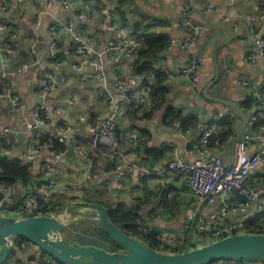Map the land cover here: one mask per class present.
<instances>
[{
  "label": "crops",
  "instance_id": "0c3cea01",
  "mask_svg": "<svg viewBox=\"0 0 264 264\" xmlns=\"http://www.w3.org/2000/svg\"><path fill=\"white\" fill-rule=\"evenodd\" d=\"M13 1L15 3L13 8L6 10L3 9V0H0V25L14 24L16 35L15 38L12 37L16 49L0 58V77L3 76L14 94L23 99L26 108L23 112H17L10 106L9 100L0 97V138L6 128H10L15 133L14 143L3 157L28 164L36 173L47 171V175L54 176L53 179L70 185L68 191L60 190L56 193L60 197L58 202L63 201L64 205L59 209L68 210L67 212L73 217H77L81 212L85 220L70 225L65 232V238L72 242L96 244L95 246L98 247L113 249L111 243L93 234L96 229L92 224L95 222V212L75 207L74 203L80 202L81 199L80 197L74 199L72 196L82 195L83 192L80 189L87 187L91 189L94 183L98 185L94 189L97 188L99 192H108L113 202L125 201L129 205H134L131 196L142 194L141 188H144V181L155 191L157 187H165L167 198H178L179 203L174 213L163 212L162 208H160L161 213L145 212L143 218L147 226L159 236L166 235L184 241L196 237L193 221L212 218L215 215L214 212L224 203L222 200L219 199L212 206L198 204L188 192L183 176L168 178L164 181L155 178L149 182L140 178L137 173H133L125 182L116 183L113 174L115 169L113 165L116 162L105 161L100 153L98 155V152L93 151L85 126L78 122L80 116L88 120H97L95 122L98 124L108 118L113 111L112 106L107 102L108 96L115 97V104L120 105V97L117 96L114 81L117 79L129 81L137 76L131 63H128L126 50L121 49L106 54L107 92L105 98L100 97L99 92L103 86L94 78H90L93 74L92 69L85 64V59L80 58L75 52L74 42L66 37L53 47L52 43L59 39L60 33L57 22L65 20L73 23L85 41L101 53L108 47L113 36L107 26L109 19L113 20L115 26L122 31L119 37H127L133 43H136L138 37L142 35L155 38L166 36L171 43L175 42L168 50L150 58L161 78L152 72L148 81L161 88L158 94L162 96L164 103L149 120L140 119V115L133 113H126L120 119L117 129L119 138L116 139L114 148L119 156H124L134 164L151 163L157 166L177 160L194 161L200 133L193 129L183 136L175 130L173 125H166L164 120L167 110L175 108L182 112L184 117H194L202 112L205 123L229 122V130L232 131L233 137L221 144L218 154L225 165L231 166L236 159V146H233V141L243 124L242 116L234 106L207 99L203 93L216 78L217 73L213 62L214 49L231 39L229 32L224 30L226 28L233 31L235 37L227 47L219 51L220 78L216 87H211L208 92L213 97L236 104L247 116L245 132L253 135L251 153L257 152L261 134L250 122L259 111L254 103L251 108H243L250 90L239 85L238 79L243 78L256 85L264 81V61L253 62L249 58L256 50L257 42L264 40V7L260 5V0H101V13L86 21L78 19L82 7L76 5L73 9L67 10L63 6L65 0H24V3ZM208 4L213 5L212 12L207 11ZM196 10L204 12L210 23L204 21L199 14H193ZM186 14L189 16L181 21L174 23L169 20L178 19ZM188 19L200 26L201 36L197 44L186 51L181 48V44L190 32L185 25ZM35 30L38 34V42L34 47L35 57H32L30 51ZM6 34L0 32V44L3 43ZM197 55H205L207 64L200 70V80L196 85H191L188 79L169 81L166 77L164 78L160 70L162 64L173 67ZM24 64H29V68L16 74L17 69ZM63 76L67 77V83L55 88L49 94L48 105L50 109L55 111L61 109L66 114L76 135L82 138L85 148L94 155L96 163L93 168H89L78 155H70L69 151L61 159H56L52 152L36 151L40 135L54 137L61 133L60 126L63 118L56 115V112L50 113L43 129L31 128V121L34 119L35 111L39 106V97L45 85L50 83L51 78ZM3 84L0 82V87ZM130 135H135L138 142L146 141L142 144L141 159L142 157L145 159L143 162L135 153L134 142L126 138ZM131 146H133L132 153L126 155L120 153L121 150L123 152V149H129ZM149 151L161 152L165 156L160 161H147ZM249 183L253 187L264 185V157L257 170L251 173ZM16 190L17 194L18 192L27 194L23 187L17 186ZM151 206L156 205L151 204ZM191 216L194 217L192 222ZM257 218L252 204H244L237 213L228 216L230 221H243L245 224L257 221ZM86 222H90L91 226L87 227V232L82 229L83 223L86 224ZM185 228H187L186 231ZM44 257L46 256H42V252L34 245H23L22 251L18 250L15 257L9 258L6 264H27L31 259ZM219 264H232V262ZM244 264H264V262L250 261Z\"/></svg>",
  "mask_w": 264,
  "mask_h": 264
},
{
  "label": "built area",
  "instance_id": "2783aa9c",
  "mask_svg": "<svg viewBox=\"0 0 264 264\" xmlns=\"http://www.w3.org/2000/svg\"><path fill=\"white\" fill-rule=\"evenodd\" d=\"M18 3H24V0H16ZM3 9L13 8V0H3ZM76 5L82 7V12L78 15V19L86 21L92 16L101 13L102 5L101 0H65L63 6L67 10L73 9ZM260 5L264 7V0H260ZM5 11V10H4ZM207 11H213V5L208 4ZM255 20V18H253ZM40 22V21H39ZM39 24V23H38ZM187 28L190 29L189 34L181 44L183 50H191L198 42L201 36L200 26L192 20L185 22ZM108 28L113 33L112 38L109 41V46L106 50L98 52L85 41L81 36L80 31L76 26L69 21H58L57 28L60 31L58 34L59 39L55 40L52 45L56 47L59 41L68 37L75 44V52L80 58L85 59L93 74L90 78H94L100 82L103 86L99 92V96L105 98L107 92V81L108 75L105 67V57L108 53L124 49L126 50V57L128 63L133 66V49L137 48L140 43L131 42L127 37H119V33H122L120 28L115 26L113 20H108ZM9 26L6 24L0 25V32L8 33ZM34 37L32 42V48L30 55L35 57V44L37 41V31H34ZM16 37L15 33L12 35ZM95 40V39H94ZM57 43V44H56ZM175 44V42L171 43ZM171 48V47H170ZM12 51L11 49H5L3 44H0V58L2 59L4 54H8ZM251 61L263 60L264 61V40L257 42L256 50L250 55ZM207 64V58L205 55L192 56L188 61L180 62L179 64L170 67L167 64H162L160 70L162 74L169 81H177L181 79H188L191 85H196L200 80V70ZM29 68V64H24L17 69L16 74H20L22 71ZM137 75V74H136ZM4 77H0V82L4 83L6 92L0 94L1 98L9 100L10 106L17 112L25 111L26 105L20 96L14 94L10 84L4 81ZM145 78L141 75H137L134 79L129 81H122L117 79L114 81V87L117 92V96L120 97V105L118 106L114 102V98L108 96L107 102L109 105L114 107L111 115L99 124L91 123L86 117H78V122L85 126L86 131L89 134L91 141V147L93 151H102L101 148H106L105 152H101V157L105 161H115L114 169V180L120 184L126 181V179L133 173H137L138 176L144 180L152 181L157 178L158 180L164 181L168 178H174L176 176H183L186 181V187L188 192L196 199L198 204H205L212 206L219 199L224 202L225 198L232 192L238 191L240 194L245 195L249 199V204L253 205L255 215L258 217L259 223H264V185L250 187L248 185L251 173L255 172L262 162L264 157V130L260 135V146L257 152L251 153V145L253 141V135L250 132H244L236 145V159L231 166H227L223 163V160L219 156L221 141L219 136L223 133H227L229 126L217 123H208L203 121V113L199 112L196 114L197 129L200 133L198 146L196 149V159L192 162H183L180 160L168 162L157 166L151 163L134 164L124 156H119L114 151L116 145V131L118 129V123L122 117L127 113L125 103L128 97L131 96L141 106V111L144 112L145 108H149L151 105L156 104V100L150 97L148 88L143 84ZM67 83V77L51 78L50 83L48 82L43 88L39 97V106L34 114V121L37 125H44L45 121L48 120L50 113H55L61 121V133L58 136H54L56 140L62 143H66L69 147H72L78 157L87 163L89 168L94 167L95 158L93 154L85 148L81 137L76 135L73 129L72 123L66 117V114L61 110L50 109L48 105V96L55 90ZM238 84L250 90L248 99H254L257 101L256 108L258 113L255 114L250 124L254 125L259 119H264V81L259 85H256L252 81L245 80L243 78L238 79ZM46 113L47 117L42 116V113ZM175 130L181 135H187L189 131H184L180 121L173 123ZM15 133L10 129L6 128L1 138L7 141L9 146L14 143L13 138ZM233 135L229 137L232 139ZM128 140L134 142V146L138 144V139L135 135L126 137ZM50 144L40 143L36 146V151L40 153L50 152ZM129 149H123L120 151L122 155H126ZM56 159H61L63 153L52 152ZM69 184H65L60 180L54 179L48 185L37 187L31 193L21 195L22 200L13 213L14 216L26 218L36 217L43 215L41 213L42 208L55 200L54 195L60 190H69ZM0 191L5 193V197L9 204H13L19 198L17 190L13 186H2L0 185ZM140 194V193H139ZM244 205V204H243ZM242 204H224L217 211L214 212L212 218H205L197 221L194 217H190V220H194L195 231L197 236L184 241L179 238H172L166 235H160V241L162 249H171L172 252H181L190 250L198 247L208 245L218 239L225 237L250 233L247 229L248 224L243 221H230L228 216L235 214L239 211ZM198 222V223H197ZM247 225V226H246ZM187 228H185V231ZM21 243L20 239H17L14 243V250L17 249ZM167 252V251H162ZM167 252V253H172ZM43 253V252H42ZM27 264H59L53 258L46 256L43 259H31ZM238 264V262H233Z\"/></svg>",
  "mask_w": 264,
  "mask_h": 264
},
{
  "label": "water",
  "instance_id": "95a60500",
  "mask_svg": "<svg viewBox=\"0 0 264 264\" xmlns=\"http://www.w3.org/2000/svg\"><path fill=\"white\" fill-rule=\"evenodd\" d=\"M193 14H199L204 21L210 23L208 16L204 12L196 10L193 11ZM187 16L189 15H182L178 19L169 20L175 23ZM76 21L80 23L79 20ZM224 30L229 32L231 39L214 49L213 62L217 74L215 80L205 89L203 95L207 99L214 100L218 103L232 105L239 111L243 119V124L235 135L233 141V146L235 147L246 130L248 118L241 112L236 104H232V102L225 101L218 97H213L208 92L211 87H216L220 78L221 72L218 62L219 51L227 47L235 37L233 31L226 28H224ZM113 109L114 107H112V110ZM31 128L43 129L44 126L37 125L33 119V121H31ZM4 129L5 128H3V130ZM118 138L119 131H117L116 134V139L118 140ZM132 152L133 146H131L126 153ZM6 154L10 155L9 153ZM69 154H76L72 147L69 148ZM234 155L235 148L233 149V157ZM53 177V175H50L43 181H49ZM34 183L36 184L37 181ZM18 194L19 198L17 201L9 205L5 193L0 191V264L7 263L14 251V243L17 239L28 241L39 251L53 258L59 264H215L243 260L264 262V235L262 234L245 233L233 235L218 239L202 247L181 252L167 253L154 250L142 241L123 232V230L110 221L108 211L105 207L96 203L84 201L82 195H79L81 201L74 203V206L95 212V222L100 225L102 230L105 231L119 247L117 251H113V249H105L95 245H86L75 241L72 242L65 238V232L70 225L85 220L81 212H79L77 217H73L71 213H68V210L65 211L64 209L58 208L55 212L48 215L43 214L26 218L17 217L14 216L13 213L17 210L22 200V194L20 192H18ZM233 203L242 205L249 204V199L235 190L225 198L224 203H222L220 207H223L224 204ZM176 250H178V248H176Z\"/></svg>",
  "mask_w": 264,
  "mask_h": 264
},
{
  "label": "trees",
  "instance_id": "16d2710c",
  "mask_svg": "<svg viewBox=\"0 0 264 264\" xmlns=\"http://www.w3.org/2000/svg\"><path fill=\"white\" fill-rule=\"evenodd\" d=\"M4 4V2H3ZM1 9V8H0ZM1 14V11H0ZM6 14V13H4ZM3 14V15H4ZM9 26V32L5 35V38L3 40V47L5 49H11L15 50L16 46L12 40V35L15 33L14 31V24H7L3 23ZM13 26V28H12ZM137 41L140 43L138 48L133 49L134 54V61H133V70L137 75H141L145 78L146 82H143V84L148 88L149 95L151 98L156 100V104L151 105L149 108H145L144 112L141 111L142 106L131 96L128 97V100L125 103V108H127V114L133 113L135 115H140V119L143 120H149L153 113L158 110L161 105L164 103V100L162 96L160 97L158 92L161 89L157 84H151L148 81V77L150 76V73L158 74V77L161 78V75L159 74V71H157L153 67V63L151 62L150 58L152 56H156L163 51L168 50L171 47V40L164 36L160 38L151 37L149 35H142L139 36ZM163 76V75H162ZM165 78V76H164ZM1 94H4L6 92V87L3 84L0 87ZM257 104V101L254 99H248L247 102L243 105V108H251L252 104ZM42 116L47 117V114L44 112L42 113ZM93 124H98L95 121L97 120H89ZM165 124L168 126H172L175 121H180L183 127L184 131H190L193 129H197V119L196 115L194 117H184L182 112L178 111L175 108H169L167 110L166 116H165ZM224 125H227L230 127L229 122H225ZM254 128L261 134L264 130V119H259L256 123H254ZM233 133L231 130H229L227 133H223L219 136L218 139L222 143H225L230 136H232ZM82 140V138H81ZM38 141L40 145L43 144H50L51 150L50 152H57V153H63L67 154L69 151V145L66 143L59 142L54 137H45V136H39ZM143 142V143H142ZM146 141L138 142L137 145H135V153L138 155L139 160L142 162L145 160L144 157L141 159L142 156V144H145ZM221 143V144H222ZM10 149V146L7 144V141L5 139L0 138V185L2 186H13V187H23L26 190V193H31L33 189L42 187L44 185H48L51 181L54 179L51 178L49 181H43L44 179L48 178L49 175H47V171L45 172H39L36 173V171H33L32 168L23 162H20L19 160L10 159L9 157H3L4 153ZM103 152H105L106 148H101ZM102 151H96L101 154ZM118 155V154H117ZM147 155L149 158H146L147 161L152 160L153 162L160 161L165 155L161 152H155V151H149L147 152ZM94 156V155H93ZM96 160L94 161V167H95ZM114 164V163H113ZM115 166V164L113 165ZM93 177V176H92ZM37 181L35 184L34 182ZM95 186H98L96 184H92L91 189L90 187L84 188L83 190L80 189L82 193L83 198L89 202L99 204L103 207H105L108 211V216L110 221L118 226L123 232H125L127 235L134 237L143 243H145L147 246L154 250L158 251H167L172 252L171 249H162L160 236L159 234L152 231L148 226L146 221L143 218V214L146 212L148 213H161V210L169 211L171 213H174V210L178 209L179 203L178 198H167V193L165 190V187H157L155 190L149 188L146 184V181L143 183L142 194L133 195L132 194V200L134 205H129L125 201H115L113 202L111 199V195L108 192L101 191L99 192L97 188L94 189ZM250 187H253L250 185ZM140 189V190H141ZM130 196V195H129ZM55 200L51 203L45 205L42 208L41 213L44 215L51 214L52 212H55L59 207L64 206L63 201L58 202L59 196L57 194L54 195ZM74 199H78L79 195L72 196ZM152 205H156L151 206ZM153 207V208H151ZM89 223V224H87ZM94 227L96 228L95 231H93L95 237H98L101 240H104L106 242H109L113 245V251L118 250V244L112 240V238L102 230L100 225L97 222H92ZM97 224V225H96ZM247 226V225H246ZM90 226V222H86V224L83 223L82 229L87 232L88 228ZM81 229V230H82ZM247 229L251 234H262L264 235V223H259L258 221H253L252 223H249L247 226ZM30 243L24 239H21V243L13 251V253L10 256V259L15 257V254L18 250L22 251L23 245H29ZM176 252V251H174ZM42 256H47L45 253H42ZM229 262V261H227ZM238 262V264H244L246 262H250L247 260L243 261H234ZM219 264V263H215ZM233 264V262H232Z\"/></svg>",
  "mask_w": 264,
  "mask_h": 264
},
{
  "label": "rangeland",
  "instance_id": "374dc122",
  "mask_svg": "<svg viewBox=\"0 0 264 264\" xmlns=\"http://www.w3.org/2000/svg\"><path fill=\"white\" fill-rule=\"evenodd\" d=\"M103 121H105V120H103ZM97 225V224H96ZM96 240V239H95ZM84 243H86V242H84ZM86 244H89V243H86ZM91 245H96V244H91Z\"/></svg>",
  "mask_w": 264,
  "mask_h": 264
}]
</instances>
